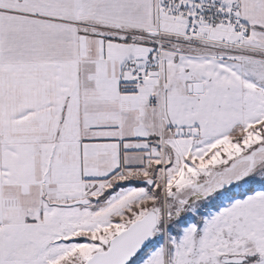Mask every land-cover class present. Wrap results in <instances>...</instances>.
I'll return each mask as SVG.
<instances>
[{
	"label": "snow or ice",
	"instance_id": "6c2138e0",
	"mask_svg": "<svg viewBox=\"0 0 264 264\" xmlns=\"http://www.w3.org/2000/svg\"><path fill=\"white\" fill-rule=\"evenodd\" d=\"M0 264H264V0H0Z\"/></svg>",
	"mask_w": 264,
	"mask_h": 264
}]
</instances>
